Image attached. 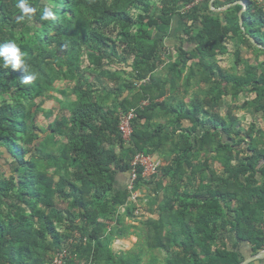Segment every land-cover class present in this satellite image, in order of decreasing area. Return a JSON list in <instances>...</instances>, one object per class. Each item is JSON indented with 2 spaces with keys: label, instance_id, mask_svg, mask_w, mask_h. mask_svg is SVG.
<instances>
[{
  "label": "trees",
  "instance_id": "trees-1",
  "mask_svg": "<svg viewBox=\"0 0 264 264\" xmlns=\"http://www.w3.org/2000/svg\"><path fill=\"white\" fill-rule=\"evenodd\" d=\"M193 1L28 0L36 12L19 21L18 0H0V43L14 40L29 74L37 75L24 84L26 74L3 68L0 60V264H52L64 250L63 264H240L241 244L250 246L251 255L264 250V130L256 121L245 127L233 113L217 111L226 86L233 100L243 98L238 109L264 118V6L227 0L245 1L241 24V3L215 12L206 0L179 12ZM45 6H53L54 21L41 19ZM175 17L187 43L165 63L162 41ZM230 42L234 62L228 71L217 61ZM248 52L257 64L244 57ZM113 64H128L132 72L112 70ZM96 78L115 84L99 87ZM57 82L66 101L42 127L38 115L49 119L53 111L46 112L38 98L55 91ZM190 87L197 91L187 105ZM143 98L150 104L140 108ZM132 109L133 132L125 141L118 122ZM157 109L174 114L171 125L191 123L173 139L172 155L162 149L175 131L152 123ZM42 136L54 149L39 147ZM139 152L167 162L149 180L137 181L136 188L159 177L164 198L157 218L135 226L119 209L135 216L136 204L127 201V187L114 184ZM210 158L224 172H215ZM130 226L136 244L114 252V240ZM230 233L232 246L221 244Z\"/></svg>",
  "mask_w": 264,
  "mask_h": 264
},
{
  "label": "crops",
  "instance_id": "crops-1",
  "mask_svg": "<svg viewBox=\"0 0 264 264\" xmlns=\"http://www.w3.org/2000/svg\"><path fill=\"white\" fill-rule=\"evenodd\" d=\"M205 1L206 0H195L192 3L187 5V6H190L189 9H187V6H185L184 8L179 10V12L181 14H184V13H186L185 12L186 10L188 12L195 5H198V4L202 5L203 3H205ZM211 1L212 0L209 1V6L215 12H223L226 9H228L229 7L236 5V4L231 5V3H228L227 0H214L212 2V6H211L210 5ZM256 1L260 2L264 6V0H256ZM214 2L217 3V5H218L217 7L213 6ZM236 3H237V1H236ZM227 5H229V6L224 9V7ZM244 7H246V6H244ZM217 8L219 10H216ZM174 19L175 20L171 25L172 32H171L170 37L164 38V40L162 41V43H163L162 44V48H163L162 49V51H163L162 52V59H164L165 63H168L169 60H173L176 58L178 45H180L181 43L186 45V43H187L184 40V38L182 37L183 30H184V28L182 27V23L180 22L179 18L175 17ZM229 47H230L229 50L231 49L233 51V56H234V47L232 46V43L230 44ZM168 56H171V57L168 59ZM233 62H234V60H233ZM110 69L118 70V72L123 71V69H125L128 73L132 72V69H131V67H129L128 64H113L112 67H110ZM93 80H94V82L97 83V85L99 87H101L102 85L113 86L115 84V82H113L107 78H103L101 81H99L98 78H96V81H95V79H93ZM147 80L150 81V78L148 77ZM116 83H117V81H116ZM136 86L139 87L138 82H136ZM59 88H63V87H56V93H58L62 96V94L60 92H58ZM179 90L183 91V87H180ZM134 92H137V89H135ZM124 94L129 95V92L124 91ZM71 98H73V97H71ZM163 99H164V97L160 98L158 101L161 102ZM56 100L58 102V107H59L58 109H60V111H61L63 109V106H64L66 99L64 97L61 99L56 97ZM149 104H150L149 99L143 98L139 102L138 105L140 108H142V107L144 108V107H147ZM43 109H44V107H43ZM49 110H50V108L46 109V112ZM60 111H57V113L53 112V116L55 117L56 115H58L60 113ZM46 115H45V119L47 118ZM173 116H174V114H168V112L157 109L156 111L153 112V116L151 118L152 123H154L155 125L163 124L167 128V129L166 128L165 129L168 130L170 133H174V131H175L173 138L170 141H168L167 143H165L164 144L165 149H162V150L169 151L168 152L169 155L170 154L172 155L174 153V151H173V153L171 152V148H173V143H172L173 139L178 140V136H180L182 129L185 127H189L191 125L190 121L187 119H182L181 122L175 123L174 125L172 123V125H171V122L175 120V117H173ZM46 122H48V121L46 120ZM48 123H50V122H48ZM157 141L159 142V140H157ZM116 150L118 152H120L119 147L116 148ZM147 155H150V154H147ZM204 155L205 154H202L200 156L199 162H201V160H204ZM150 156L156 157V155H150ZM161 158L160 159L163 161V165H164L167 162V160H165L166 159L165 157H161ZM168 158H170V156ZM209 163H210V166L213 167L214 170L215 169L222 170V168H223L222 164L218 160L210 159ZM129 170L126 172L119 173L116 176V183L114 184V187H117V188L127 187L128 183L130 182ZM158 182H159V177H157L153 181H151L150 184H146V185H142V186L138 187V189L140 190V194L142 193L141 194L142 197L139 200V202L141 201L140 202L141 204H140V206L138 205L140 208V213L138 215L137 214H133L135 216H132V214L129 215L126 213V209H127L126 207H124V206L120 207L119 213H120L121 217L124 218V221L126 224H130V225L134 224L136 226V225H139V223L141 221H143L144 219H147L148 217H153V218L158 217V214H159L158 205L162 202V200L164 198V189L158 187ZM161 182L163 183L164 186L169 183L168 180H166V179L161 181ZM129 198H130V193H129V197L127 200L128 202H129ZM150 205H153V206L151 207ZM142 208H144V209H142ZM135 229H136L135 227L133 228L132 226H130L129 232L125 233L122 236H119L118 238H116L114 240L113 245H112L114 252L121 253L122 251H129L131 248L134 247V245L136 244V242L138 240V237L136 236V233H135ZM233 238H234V236L232 233L226 234V235L220 237L219 242H221V244H222V242H224L225 244L227 243V246L231 247L233 244V241H234ZM250 250L251 249H250L249 245L244 244V243L241 244V252L245 256V259L251 256ZM250 264H264V258L257 260V261H254Z\"/></svg>",
  "mask_w": 264,
  "mask_h": 264
},
{
  "label": "rangeland",
  "instance_id": "rangeland-1",
  "mask_svg": "<svg viewBox=\"0 0 264 264\" xmlns=\"http://www.w3.org/2000/svg\"><path fill=\"white\" fill-rule=\"evenodd\" d=\"M247 35H249V34H247ZM254 44L258 48L257 51L261 52L260 50L263 47L261 45L260 46L257 45L256 43H254ZM244 57L249 58V60L251 62H254L255 61V53L254 52H248L247 54H245ZM263 58H264V56L261 55L260 56V59H263ZM233 60H234L233 51L231 49L230 50L228 49V52L224 56H221L217 62L219 64V66L222 67L223 69H226L228 71H231L232 70L231 65L233 64ZM255 64H257V63H255ZM161 65L164 66V64H161ZM160 69L159 70L162 73L165 71V68H160ZM62 86H63V83L62 82H57L55 84V88L56 87H62ZM206 86H208V84H205L202 87H206ZM225 87L226 86H222L221 87V90L220 91H222L223 96H222V100L219 102V105L220 106H218L217 111H220V114L223 117L227 116V113H233L240 120H242V125L245 126V127H248L250 125V123L256 121L259 124V126L264 130V118L263 117H260L259 115L258 116H256V115L253 116L251 113H247L244 110L238 109V106L241 105L242 102H243V98H240L239 100H233L231 98V95L229 93H227L225 91V89H223ZM196 91H197V88L196 87H190L189 94L187 96H185V98H184L186 104L189 105V101L191 100L192 94L194 92H196ZM43 95H44L43 98L40 99V97H39L38 99H39V101H41L43 99L44 103H43V106L42 107H44L45 110L48 109V108H50V110L53 109L52 111L55 112V113H57V111H60V109H58L59 107H58V102L56 100V97H58L59 99H61L63 97L60 94L56 93V90L54 91L52 89H47V90H45L43 92ZM177 96L179 98H181V97L184 96V94H183L182 91H179L177 93ZM250 97H252V96H250ZM208 110H211V109H208ZM45 115H46L45 113H40L38 115V117H37V123H39L40 126L47 128L49 126V123L48 122H53L55 117L54 116H51L49 118V120H48L47 119L48 117L45 119ZM173 117H175V116H173ZM46 120L48 122H46ZM42 138H45V136H42ZM48 144H49V139H48V137H46L45 139H42L41 140V142L39 144V147H41V148H47V150L54 149V148H52L53 145H51V144L48 145ZM204 158H205V155H204ZM210 159H212V158H210ZM215 172H217L218 174H220V173H222L224 171H223V168H222V170L215 169ZM138 192L140 193V191H138ZM140 202L138 201V205L139 206L141 204ZM142 209H144V208H142ZM135 211H139L140 212V208L139 209H135ZM159 253L160 252L157 253V255H158L159 258H160V256H163V257L165 256V253L164 252H161L160 255H159ZM146 257H148L147 253H145V258Z\"/></svg>",
  "mask_w": 264,
  "mask_h": 264
},
{
  "label": "built area",
  "instance_id": "built-area-1",
  "mask_svg": "<svg viewBox=\"0 0 264 264\" xmlns=\"http://www.w3.org/2000/svg\"><path fill=\"white\" fill-rule=\"evenodd\" d=\"M190 6H187L189 9ZM187 11V10H186ZM136 117V110L132 109L129 112H122L120 114L118 129L125 141H129L133 132V119ZM162 160L160 158L144 154L142 152L134 155L130 164V182L127 185V190L130 193L129 203H135L136 209H139L138 200L142 197L136 188L137 181L140 177L143 180H149L152 175L159 171L162 165ZM136 214L140 213L135 211ZM264 228V225H263ZM67 251H58L56 256H54L52 264H63L66 259Z\"/></svg>",
  "mask_w": 264,
  "mask_h": 264
},
{
  "label": "clouds",
  "instance_id": "clouds-1",
  "mask_svg": "<svg viewBox=\"0 0 264 264\" xmlns=\"http://www.w3.org/2000/svg\"><path fill=\"white\" fill-rule=\"evenodd\" d=\"M16 7L21 13L18 17L19 21L30 20L36 12V9L29 4L28 0H18ZM41 19L45 21H54L56 19L53 6H45L43 8ZM0 60H2V67L5 69L22 70L26 74L22 79L24 84H30L37 79L35 73L29 74V65L25 59V53L14 40L0 43Z\"/></svg>",
  "mask_w": 264,
  "mask_h": 264
},
{
  "label": "water",
  "instance_id": "water-1",
  "mask_svg": "<svg viewBox=\"0 0 264 264\" xmlns=\"http://www.w3.org/2000/svg\"><path fill=\"white\" fill-rule=\"evenodd\" d=\"M213 1H214V0H212V1L210 2V5H211V6H212V2H213ZM238 3H241V4H243V6H245V1H237V3H236V2L231 3V5L238 4ZM228 6H229V5L225 6L224 9L227 8ZM245 8H246V7H243V9H242V10L240 11V13H239V16H240V23H241V24H242V22H243L241 16H242V13H243V11L245 10ZM216 10H219V9L217 8ZM263 258H264V250H261V251L257 252L256 254H253V255H251L250 257L244 259L240 264H250V263H252V262H254V261H257V260H260V259H263Z\"/></svg>",
  "mask_w": 264,
  "mask_h": 264
}]
</instances>
